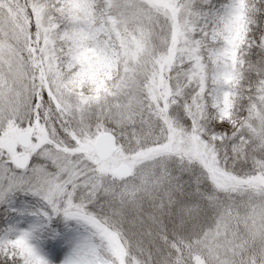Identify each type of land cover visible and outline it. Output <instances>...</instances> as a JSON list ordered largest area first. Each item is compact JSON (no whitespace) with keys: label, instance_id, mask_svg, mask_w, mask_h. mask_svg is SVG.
<instances>
[{"label":"clouds","instance_id":"clouds-1","mask_svg":"<svg viewBox=\"0 0 264 264\" xmlns=\"http://www.w3.org/2000/svg\"><path fill=\"white\" fill-rule=\"evenodd\" d=\"M37 253L264 264V0H0V264Z\"/></svg>","mask_w":264,"mask_h":264},{"label":"snow or ice","instance_id":"snow-or-ice-1","mask_svg":"<svg viewBox=\"0 0 264 264\" xmlns=\"http://www.w3.org/2000/svg\"><path fill=\"white\" fill-rule=\"evenodd\" d=\"M56 241L55 239L49 242V247L51 250H55ZM36 258L40 261V264H49V262L39 253H37ZM75 264H88V257L86 254H81L75 258Z\"/></svg>","mask_w":264,"mask_h":264}]
</instances>
